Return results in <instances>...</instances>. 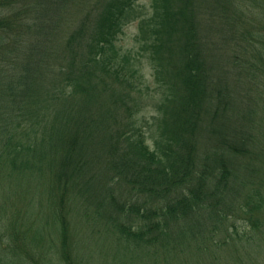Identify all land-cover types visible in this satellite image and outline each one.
Instances as JSON below:
<instances>
[{"label":"trees","instance_id":"trees-1","mask_svg":"<svg viewBox=\"0 0 264 264\" xmlns=\"http://www.w3.org/2000/svg\"><path fill=\"white\" fill-rule=\"evenodd\" d=\"M135 2L0 0V191L15 187L23 213L29 184L47 175L52 207L27 213L42 214L26 227L7 224L0 264H45L54 223L57 264H81L67 215L83 200L126 247L162 250L186 238L187 247L225 252L246 221L264 231L263 185L237 171L246 147L215 124L234 100L202 39L198 0H151L144 13ZM134 21V46L122 50L118 37ZM142 60L155 84L144 93ZM150 104L152 148L136 119ZM179 223L187 230L172 237Z\"/></svg>","mask_w":264,"mask_h":264},{"label":"rangeland","instance_id":"rangeland-1","mask_svg":"<svg viewBox=\"0 0 264 264\" xmlns=\"http://www.w3.org/2000/svg\"><path fill=\"white\" fill-rule=\"evenodd\" d=\"M150 2L151 0H136V9L144 13L149 9ZM198 3L202 19V39L207 42L212 61L215 65H219L218 72L225 76L228 90L234 100L227 115L217 117L215 124L219 126V123H222L225 133L231 136L232 140L236 139L241 147H246L242 153L236 154L239 160L238 173L244 174L251 184L263 185L260 189H264V156H262L264 155V10L259 0H198ZM136 25V21L130 23L118 37V44L121 45L122 50L134 46L133 36L137 32ZM53 41L57 44L56 37ZM23 48L30 47L25 45ZM23 61H26V58H23ZM15 66L16 64L11 62L8 73L13 72ZM139 66L141 82L150 86V88L143 87L144 93L146 90L155 88L153 71L144 60ZM6 69H8L7 66ZM152 108L151 104L147 105L136 115L137 124L144 131L146 141L151 148L158 138ZM207 142L211 143V141ZM47 180L48 176L44 175L40 180L29 184L23 201V211L25 210L26 213L22 212L25 216L23 213H17V207L21 204L17 200L18 194L14 190L15 187L7 190L8 192L0 191V203L4 201L5 204V213L0 217L1 248L7 246L9 242V239L5 237L8 232L7 224L26 227L30 217L37 219L42 214L28 215L27 213H33L35 208L42 206L45 209L52 208L48 191L44 188ZM7 181L5 178L1 180L4 185ZM138 197L135 200L139 202L147 200L144 194ZM83 202L85 207H75L77 209L72 207L74 214L67 215L71 232L68 245L73 248L81 264H136V261L140 259L139 254L144 258L137 264H235L234 260H240L238 264H264V231H252L248 221L244 224L240 219L239 223L244 224L245 232L231 235L238 240L231 241L233 248L226 241L225 244L229 248L225 252H222L224 246L221 249L211 246L210 250L206 251L197 246L187 247L186 238L175 242L179 246L166 247L162 250H154L153 246L143 248L128 245L126 247L124 243L118 242L116 237L108 235L106 224L95 220L94 207L87 206L84 200ZM150 203L154 202L150 201ZM48 215L49 213L45 215L46 219ZM262 216L264 217V212L261 213ZM53 227L55 231L51 237L55 241V243L52 242L54 248L50 247L44 251L45 264H57L60 258L55 248L58 242L57 224L54 223ZM185 230L187 229L184 224L179 223L174 227L172 237L180 236ZM243 233L247 236L243 237ZM180 246L183 248L179 249ZM37 251V249H31V252L35 253L33 259L40 258L41 254ZM23 257L28 258L26 254ZM27 262L18 261L17 264ZM28 264H44V262L35 263L34 260L29 259Z\"/></svg>","mask_w":264,"mask_h":264}]
</instances>
